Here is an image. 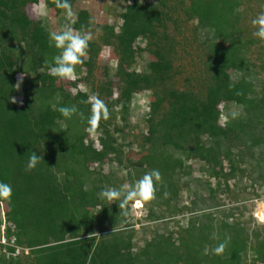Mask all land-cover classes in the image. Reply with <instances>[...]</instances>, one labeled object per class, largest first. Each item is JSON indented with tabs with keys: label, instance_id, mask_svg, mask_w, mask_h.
<instances>
[{
	"label": "trees",
	"instance_id": "16d2710c",
	"mask_svg": "<svg viewBox=\"0 0 264 264\" xmlns=\"http://www.w3.org/2000/svg\"><path fill=\"white\" fill-rule=\"evenodd\" d=\"M121 1L125 5L116 25L94 20L90 8H75V0H70L72 18L55 0H0V181L13 188L11 199L0 201L6 202V237L27 249L15 254V246L0 245V264H264V232L230 220L239 201L221 205L228 209L221 216L218 207L202 210L201 218L190 215L175 232L167 225L151 230L148 224L183 212L181 190L190 193L202 180L211 198L225 194L243 202L249 199L246 191L256 194L254 188H235L231 179L264 183V83L246 55L260 40L242 21L241 5L251 0ZM39 4L54 12V22L32 13ZM179 15L196 21L189 46L175 32ZM70 23L90 36L89 47L84 63L76 66L77 79H58L49 74L59 53L49 34ZM179 43L197 70L185 77L183 88L173 80L187 67L183 55L174 57ZM103 48L116 57L115 72L111 79L94 81ZM142 53L148 54L143 73L134 69ZM17 73L23 74L19 83ZM144 91L151 97L140 121L146 133L125 140L129 104ZM19 92L20 103L14 100ZM94 95L105 102L109 117L91 140L87 121ZM73 105L78 111L71 119L56 111ZM135 142L138 147L132 149ZM30 151L43 161L27 171ZM245 155L251 158L248 171L240 164ZM196 162L205 179L193 175ZM105 165L110 170L103 171ZM154 169L161 174L155 197L142 201L148 210L136 222L150 238L136 246L138 232L128 220L131 202L120 209L119 201L99 194L134 184ZM195 198L193 193L191 202ZM222 243L225 249L217 254Z\"/></svg>",
	"mask_w": 264,
	"mask_h": 264
},
{
	"label": "rangeland",
	"instance_id": "374dc122",
	"mask_svg": "<svg viewBox=\"0 0 264 264\" xmlns=\"http://www.w3.org/2000/svg\"><path fill=\"white\" fill-rule=\"evenodd\" d=\"M149 1H155V0H149ZM129 2V0L126 1V3ZM125 3L122 2L121 0H75V8H80V7H88L90 8V11L92 15H94V20L99 21V22H114L116 25H118L119 21V12L122 10L124 7ZM242 6V14H243V23L249 27V34L254 35L255 26L253 25L252 21L257 17L258 14L264 12L262 2L261 0H251L246 4L241 5ZM240 6V7H241ZM179 11V10H178ZM45 9L42 6V4L39 5H33L32 6V13L34 15H41L42 17H46L47 20L54 22V12L52 10H46V14H44ZM181 12V10H180ZM182 14V12H181ZM195 20H185L184 15H179V19L177 20L175 24V32L177 33V37L181 38L184 36V40L186 41L185 43L189 46V44H192L191 37H193L191 29L195 25ZM256 37V36H255ZM257 38V37H256ZM260 40V39H259ZM140 47L144 46V42H140ZM183 47V44L179 43L177 46V52L174 55V57L183 55V63L187 64V67H183L180 73H178L174 77V85L178 87H184L187 82L185 81V77H189V75H194V72H197L196 69L192 68L190 66L189 62V55L184 53L181 48ZM192 47V45H191ZM190 50V49H189ZM192 51V48H191ZM110 50L107 48H103V50L100 52V55L97 59V66L94 68L93 71V80L94 81H101L104 79H111L116 68V57L111 58L109 54ZM247 57L250 59L251 62H253L256 65V68L254 69V72H257V77L258 81L260 84L263 82L264 83V68H259V65L263 63L262 59H264V41L260 40L259 42L252 43L248 47V53L246 54ZM197 59V58H195ZM197 61V60H195ZM134 69L137 70L138 72L145 71L148 69V54L147 53H142L140 54L139 57H137V60L134 64ZM194 71H193V70ZM143 73V72H142ZM16 79L18 80V83L22 81L23 74L18 73L16 76ZM193 81V80H192ZM62 85L66 84L64 81L60 83ZM194 84V83H192ZM81 89H84L83 85H79ZM261 87V86H258ZM115 94H112L111 98H113ZM21 93L19 92L16 96H14V100H16L18 103H20L21 100ZM149 97L150 94L149 92H140L137 94L136 100L134 98L129 104L128 108V113H127V120L123 124L126 125L123 129V135L128 133L126 136V139H129L131 135H138L139 132L146 133V129L142 121L144 113H146L149 109L148 103H149ZM151 98V97H150ZM90 101L92 102V97L89 98ZM220 106H223V104H220ZM232 109L233 107L230 106ZM114 112L118 111V107H112L111 109ZM118 113V112H117ZM118 118V117H116ZM225 121V117L222 115L220 118V123H223ZM119 124V122H118ZM113 125V124H112ZM135 125L140 126V128L135 127ZM131 126V127H130ZM134 126V127H133ZM111 127V126H110ZM112 128V127H111ZM91 140H96L97 137L95 134L89 135ZM122 140V139H121ZM96 142V141H95ZM123 142V140H122ZM138 143L135 142L133 144L132 149H137ZM127 152V149L125 150V153ZM134 157V156H133ZM253 158V157H252ZM251 158H248V155H245L243 157V161L240 162L241 167L245 168V171L248 168V165L251 163L250 162ZM112 167L115 166L114 163H112ZM195 166L192 165V172L195 177H200L201 179L206 178V174L203 172H200L198 167L199 163L196 162L194 164ZM111 166L110 165H105L103 167V171H108L110 170ZM248 171V170H247ZM255 176V175H253ZM245 177V176H244ZM212 186L215 185V180L213 178H209ZM230 183L233 184L235 183L236 187L235 188H241V187H246L248 189H253L256 194L251 196L250 191H246L247 194L244 195V199L247 197V201L243 202V198L239 197H234V198H229L225 194H215L211 198L208 194L207 189H205V186H203L204 182L202 180V184H194L190 188V193L189 191L186 190V188H183L181 190V193L178 196V204H182L186 206L187 208L183 212H178L176 214H173L171 216L163 217L161 218V221L158 220L156 223L149 222V226L151 230L158 229V232L160 230H164L165 226L167 225L169 228H171V232L177 231L179 225H185L187 219L191 216H196L197 218H201L202 215L201 211L205 212H214L217 209L215 207H218V213L217 215H223L228 211L226 206H221V205H226V204H232L235 205V203H238L240 208L239 209H234L233 211V217L230 218V220H238L240 223H242L246 228H248V231H256L261 234L264 232V183L258 182L252 184V179H249L248 177L246 178H241V177H236L230 180ZM238 183V185H237ZM252 191V190H251ZM193 193H196L195 202H191ZM217 195V196H216ZM243 202V203H242ZM4 204V203H3ZM179 205V206H180ZM1 207V206H0ZM147 208L145 204L140 201L137 203L136 201H132L129 206V221L134 222V227L137 229V235L135 236V244L136 246H140L143 243V238L149 239L150 236L147 233H144V231H141L140 229V224L136 223L138 219H142V217L145 216L147 212ZM196 211V212H195ZM146 223V221H145ZM140 228V229H139ZM139 229V230H138ZM248 257V262L251 263L250 255Z\"/></svg>",
	"mask_w": 264,
	"mask_h": 264
},
{
	"label": "clouds",
	"instance_id": "9594fccd",
	"mask_svg": "<svg viewBox=\"0 0 264 264\" xmlns=\"http://www.w3.org/2000/svg\"><path fill=\"white\" fill-rule=\"evenodd\" d=\"M55 5L59 9L65 10L69 18L74 17L76 14L72 11L70 0H55ZM46 14V6L45 12ZM74 23V20L72 21ZM255 26L254 36L264 41V12L257 15L252 21ZM90 36L75 31L71 23L58 31H53L49 34L50 46L59 50L58 55L53 57L52 64L49 68V74L58 79L75 80L77 79L76 66L84 63V58L87 55L89 47ZM18 74V73H17ZM16 74V75H17ZM18 87V85H17ZM140 93V92H138ZM134 97L136 100L137 94ZM149 107V103H148ZM62 117L66 120L71 119L78 109L76 106H59L56 108ZM233 117L238 113L233 112ZM109 117L108 107L105 102L100 99L98 95L92 97L91 115L88 117V131L95 134L99 128L100 121L106 120ZM43 161V156L37 154L36 151H30L26 170L31 171ZM161 179L159 170H151L144 174L140 179L136 180L134 184L121 186L117 189L108 187L100 192V197L107 201H119V208L124 209L129 202L136 201H150L155 197V184ZM13 195V188L10 184L0 181V198L11 199ZM4 203V210L6 202L1 200L0 204ZM1 206V205H0ZM226 244H220L215 252L220 254L224 251Z\"/></svg>",
	"mask_w": 264,
	"mask_h": 264
},
{
	"label": "built area",
	"instance_id": "2783aa9c",
	"mask_svg": "<svg viewBox=\"0 0 264 264\" xmlns=\"http://www.w3.org/2000/svg\"><path fill=\"white\" fill-rule=\"evenodd\" d=\"M0 216L2 218L1 224H0V245L2 246H7V245H11V246H15L14 243V237H11L10 239H8L6 237V216H5V210H4V204H0ZM21 250H23L24 252H27V249L25 247H20V246H15V254H18ZM3 251H4V247H3Z\"/></svg>",
	"mask_w": 264,
	"mask_h": 264
}]
</instances>
